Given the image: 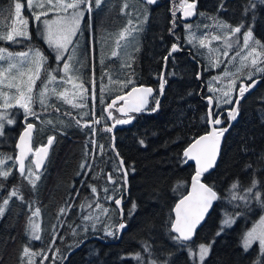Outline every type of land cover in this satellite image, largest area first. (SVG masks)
Wrapping results in <instances>:
<instances>
[{
  "label": "trees",
  "instance_id": "1",
  "mask_svg": "<svg viewBox=\"0 0 264 264\" xmlns=\"http://www.w3.org/2000/svg\"><path fill=\"white\" fill-rule=\"evenodd\" d=\"M104 1L101 0L97 7L92 0L95 46L100 35L107 31L105 25L108 24L110 28L117 25L119 28L125 23L126 13H142L141 17H134L133 26L138 23L143 26L135 49L131 50L132 66L125 71L132 84L124 92L116 93V97L124 95L136 85L151 86L155 90L154 96L160 101L159 109L150 111L155 107L150 98L147 112L130 114L132 121L120 124L116 130L113 148L112 131L104 129L111 128L106 107L114 96L102 90L110 68H103L100 58L95 56L96 119L92 114L91 65L83 75V84L87 89L82 95L85 97L78 98L81 104L68 108L64 98L53 96L46 107L39 102L31 105L40 118L38 121L34 116L27 117V123L34 122L37 125L34 147L45 145L49 137H54L45 169L41 173L36 172L40 179L35 189L28 179L18 173L16 167L17 139L27 124L23 109H14L13 123L0 136V171L10 173L7 179L0 176V206L14 189H18V196L9 200L3 216H0V264H62L67 253L85 238L97 235L108 240L117 239L118 232L114 236H105V228L114 230L120 222L117 206L106 196L118 199L125 194L127 187L129 192L124 197V218L128 227L120 242L89 241L71 255L67 264H198L197 256L194 261L191 260L188 248L181 249L170 238L175 235L170 231L174 221V206L189 192L196 171L193 164L184 162L186 158L183 157V151L210 130L209 123L201 119L208 111L205 98L213 97L214 112L219 114L222 128H227L231 120L228 113L233 108L241 84L264 77V72L256 73L249 69L252 79L248 76L238 81L231 97L233 103L223 102L217 108L216 105L226 93L217 80L225 71V66L213 62L208 44H192L189 41V30L185 25L195 24L201 19L207 24L214 17L231 26L243 23L244 30L250 28L253 39L264 45V4L256 2L254 10H251V0H198L196 19L185 22L179 7L180 0H159L155 4H147L150 17L146 15L144 0H131L130 3L127 0H114L113 4ZM15 2L17 0H0V35H6L14 29ZM19 2L27 5L26 0ZM100 6L106 10L105 13L100 12ZM84 7L87 8V5ZM246 9H249L247 13ZM173 10L176 11L174 27L171 23ZM24 14H29L27 6ZM28 22L32 40L26 43L24 51L42 50L47 62L51 63L54 54L42 35L43 26L39 28L40 22H36L33 16ZM170 28H173L172 32ZM80 41L90 44L88 16L75 39L76 43ZM0 43V46L8 44L1 40ZM173 44L190 52L170 57L165 68L163 58ZM201 71L200 80L197 77ZM161 73L166 80L163 95L159 92L158 77ZM204 85L206 90L202 93ZM80 105H84L83 110ZM112 112L115 121L127 120L129 117ZM237 117L236 123L223 139L216 168L202 176V180L214 186L220 197L204 225L197 231L195 239L188 243L193 253H196L200 244L211 243L209 255L203 264H264L257 244L247 251L242 247L243 236L264 214V207L255 200L245 206L242 201L229 202L228 199L230 186L235 182L239 184L237 195L252 196L259 192L264 199V81L238 106ZM93 120L99 123L94 125ZM76 121H80V125ZM89 123L96 129L95 134L91 128L82 127ZM93 141L97 146L95 150ZM99 145H103V150ZM121 158L129 176L126 185H123V174L114 171ZM81 164L91 165V169H81ZM109 173H113L120 191L115 190L117 185L108 183ZM253 181L257 182V187L252 194H248L245 189L251 187ZM90 186L96 187L97 194L91 192ZM105 188H108L107 193ZM97 203L101 209H108L107 214L96 208ZM89 204L91 207H88ZM133 204L136 205L134 211ZM61 208L66 210L64 214L60 213ZM36 209H39L41 221L39 240L33 239L29 232V218ZM225 213L234 218L235 223L221 231ZM85 216L92 219L84 220ZM26 246L35 255H24Z\"/></svg>",
  "mask_w": 264,
  "mask_h": 264
},
{
  "label": "snow or ice",
  "instance_id": "2",
  "mask_svg": "<svg viewBox=\"0 0 264 264\" xmlns=\"http://www.w3.org/2000/svg\"><path fill=\"white\" fill-rule=\"evenodd\" d=\"M95 5L98 7L101 3V0H94ZM259 2L261 4H264V0H251L249 4V9L254 10L255 3ZM27 7L30 11V13L33 16V19L36 22H42L44 25L42 35L45 39V41L48 43L50 47H52L55 52L56 56L55 59L57 62L63 61V72L65 74L69 73L71 71L70 61L72 60V55L69 49L70 45H73V37L77 35L79 29H80V23L81 19L84 17L85 10L87 12H91L92 10V0H73L71 3H64V0H56L55 3H53V0H26ZM144 3L146 4H154L156 3V0H144ZM81 5H87L86 9L81 8ZM45 6L48 7V11H56V12H63L67 13L68 9H72L73 11L70 14H66L63 16H57L55 19H43L42 17L48 16V11H39L35 12L34 9H44ZM24 5L17 0L14 4L15 9V17L19 20V26L17 28H14L13 31L8 32L6 35H0V40H7V41H13L18 42V38H30V34L28 31V20L23 18L21 16V11ZM127 7V5H125ZM180 9H182V19H186L188 17H191L196 14V0H192V2H188V0H180ZM249 9H246V13ZM173 19L171 21L173 27L176 25V11L173 10L172 12ZM131 24V21H129ZM56 26L55 29L53 26ZM222 28H230V31L233 35L236 33H241L242 28L245 27L243 23H241L239 26L235 28H231V26L227 24L221 23L219 25ZM186 28H191V25H185ZM170 32L173 31V28L169 29ZM132 35V31L125 30L120 33V39L126 40L127 37ZM213 39H219V37H213ZM253 40L252 31L249 28L248 31L243 33V44L244 48L247 49L250 47L249 41ZM225 42L228 48L232 47V44L227 43V38H225ZM255 44L259 45L260 47L264 48V45H260L259 41H254ZM119 44V41H118ZM201 45H203V41H201ZM177 45L173 44L172 49L169 52V56H171L172 52L177 51ZM6 52V49L0 48V60H3L4 53ZM69 53L67 58L65 59V53ZM253 53H255V48H252V50L248 53V56H252ZM32 54L33 57V63L37 65L36 68V79L39 78V72L41 67L43 66V63L45 61V57L39 50H32L30 49L29 52H21V53H7L8 59H11L13 55L18 56L21 58V61L23 63L24 60H27V58ZM113 56H116L117 53L113 52ZM224 55H227V52L224 53ZM237 55H240V53H237ZM165 61V68L167 65V59L168 57L163 58ZM243 59H248V57H243ZM252 65H257V60L252 59L251 60ZM13 69H17V65L15 64H9V68L7 69L8 73L11 74ZM257 72H264V69L256 68ZM227 75V73H226ZM3 76V72H0V77ZM160 80V86H159V92L160 95H163V90L165 87L166 80L164 79V74L161 73V75L158 77ZM199 78V77H197ZM12 79H15V77H12ZM61 80H64V77H60ZM215 79V78H214ZM249 79L251 80L252 77L249 76ZM56 76L49 73V81H55ZM3 80L0 79V83H2ZM35 80L32 77H29V84L34 85ZM255 81H252V84H250L248 87L254 86ZM10 87L15 86L17 88V91L19 92L18 96H13L11 99L15 100V105H18L20 108L23 109L25 114V123L27 124V127L25 128V131L20 136V155L17 157L19 161V174L24 177L25 179L29 180V183L32 185L33 189L36 187V182L40 179V176L36 174V172L33 171V168L39 170L44 165V162L48 155V148L52 145L54 137H49L48 142L46 146L40 147L35 150V159L30 161L29 165L26 167L25 160L27 159V154L25 153V145L27 142L30 141L32 136V130L35 127L32 123H27V117L28 116H34L37 119H39L38 115L32 110L31 105L36 102L34 96L32 95V87L28 86L25 90H20L19 86L16 85H9ZM248 90V88L241 85L239 90V96L243 97L244 93ZM47 91V85H45V90L41 91L39 94V103L44 106L45 105V93ZM55 91V90H53ZM154 89L151 87H140L136 88L133 87L130 92L126 94V96H118L116 100L112 102V104L108 105V108H113L118 100H123L125 103V107H120L118 111L121 113H141L142 111H148V105H149V98L152 99V102L155 104V107L151 108V112H155L159 109L160 101L158 98L154 96ZM210 91H215V89H210ZM135 94V95H134ZM0 95H4L3 93H0ZM62 95V94H61ZM224 96L227 97L224 100V103L226 104H232L233 100L229 93H224ZM83 99V97H82ZM67 103H72L71 100H67L65 98ZM207 103H208V111L205 114V116H202L201 119L205 120L207 123L213 125L212 130L208 132L206 135L200 136L198 139H195L193 143H191L184 151H183V157H185V163L187 160H194L196 164V171L195 175L192 177V192L184 197L178 204L175 206V221L171 223V232L176 233L177 235L171 236L170 238L181 248H188V253L191 260H195L196 256L198 255L199 261L201 264H203V261L205 258L209 255L210 249H211V243L208 245L200 244L198 248V253H193L191 248L188 247V242L191 240L194 231L198 224L204 219L205 214L209 211L211 206L213 205L214 201H217L220 199L217 192L214 191V186L209 187L208 185L201 182V177L204 173L208 172L209 169H212L215 167L216 161L218 159L219 155V146L221 142V138L223 137L224 133L227 131V128H218L216 126L221 125L222 121L220 119L219 114H216L213 110V98L211 96L207 97ZM240 103V99L237 98L235 100V104L238 106ZM13 105L9 104L8 98L5 97L4 104L0 107H3L4 109H7L9 107H12ZM77 106V105H74ZM83 106V105H80ZM216 107H219V104L216 105ZM58 111V109H57ZM84 115H87V113H84ZM109 117L111 118V112L108 113ZM238 115V107H233L231 111H229L228 116L231 120L236 119V116ZM213 116L215 118L213 119ZM133 119L132 116H129L127 120H116V124H126L130 123ZM7 122V124H12L13 120L7 117V114L5 112H0V130L4 127V122ZM49 123H51L49 121ZM77 125H80V121H76ZM95 123H99V121H95ZM230 126V125H229ZM82 127L85 128H91L92 133L95 134L96 129L92 127V125L84 124ZM115 127V125H113ZM105 131L111 132V128H105ZM0 134H2V131H0ZM93 143V150L97 147L95 144V141ZM141 144H143V140L140 141ZM114 148V144L112 145ZM99 148L103 150V145H99ZM32 149L29 147L28 152L32 153ZM119 156V153L116 154ZM2 162V161H0ZM81 169H84L85 167H88L91 169V165L81 164ZM250 167V165L248 166ZM115 172H120L123 174V185L127 184V175L128 171L124 167V161L123 159H119L117 166L114 169ZM134 171V169H133ZM27 173V175H26ZM10 175L9 172H2L0 171V176L7 179V177ZM107 181L108 183L112 185H117L116 191H120V185L118 184L117 180L113 179V173H109L107 175ZM257 187V182L253 181L252 186L245 189V192L248 194H252L254 189ZM91 192L93 194H97V189L95 186H90ZM239 190V184L238 182L233 183L230 186L229 192V202L231 201H242L244 202L245 206L250 204L252 200H255L257 203L261 204L262 207H264V199L261 198V194L259 192H255L254 195H237V192ZM104 191L107 193L108 188H105ZM78 194V193H77ZM18 196V189H14L10 192L8 199H5L3 201V206H0V216H3L5 212V208L9 203V200L14 197ZM22 199V197H21ZM107 200H113L115 205L118 206V210L120 211L121 215L123 213V209L119 208V206L122 203L121 199H116L113 196H106ZM71 207V205H69ZM88 207H91V204L88 205ZM97 209H101V205L99 203L96 204ZM136 208V205H132V211H134ZM65 209L61 208L60 213L64 214ZM103 214H107L108 209L104 208L101 209ZM131 214V213H130ZM33 216L39 215V209H36L33 213ZM237 215H239L237 213ZM84 220H90L92 217L85 216L83 217ZM98 219V217H97ZM31 222V217L29 218ZM234 223V218L229 216L227 213H225V218L221 221V231L225 227H230ZM32 235L33 238L36 240L40 239V236L36 234L39 225L32 224ZM94 227V225H93ZM126 225L124 223H120L117 226H115V229H109L105 228V236H114L116 232H119L120 230L124 229ZM75 232V230H73ZM85 232H87V228H85ZM217 235H220V232H217ZM62 238V237H61ZM254 241H257L261 247L262 250H264V217H261L260 221L256 226L253 227L250 231H248L242 238V247L245 251L249 249V247L252 245ZM53 243H55V237L53 238ZM24 255H35V253H30L29 248L26 246L23 249ZM262 257H264V251H262ZM47 258V257H46ZM138 260L140 259L139 256L136 257ZM155 264V262H153Z\"/></svg>",
  "mask_w": 264,
  "mask_h": 264
},
{
  "label": "rangeland",
  "instance_id": "3",
  "mask_svg": "<svg viewBox=\"0 0 264 264\" xmlns=\"http://www.w3.org/2000/svg\"><path fill=\"white\" fill-rule=\"evenodd\" d=\"M55 2L56 0H53V3ZM71 2H73V0H64V3H71ZM104 2H106L107 4H113L114 0H105ZM127 2L130 3L131 0H127ZM188 2H192V0ZM196 4H197L196 6V12H197L199 6L198 0H196ZM26 6L24 5V7L22 8L21 16L28 20L32 16V14L30 13L28 7L27 9L29 11V14L28 15L24 14V9ZM84 6L85 5H81V8L86 9ZM91 7L93 9V4ZM148 8L149 6L146 4V15L150 17V11ZM41 10L48 11V7L45 6L44 9H34L35 12H39ZM72 11H73L72 9H68L67 13L48 11V16L42 17V20L55 19L57 16L70 14ZM100 12L105 13L106 10H103L102 7L100 6ZM133 13H126L125 23L119 28L117 25L112 26V28H110L108 24L105 25L107 26L106 27L107 31L100 35L99 42L97 46H95L92 10L90 13L85 10L84 17L81 19L80 28L84 22V19L86 18V16H88L89 25H90V44L87 45L82 41L76 43L75 39L77 35L72 38L73 43L75 45L74 47L73 45L69 46L72 55V60L69 62L71 66V71L65 74L63 72V66L59 64V68H60L59 72L61 73L60 76L56 74L55 72L56 69H53V67H50V65H48L49 63L47 62V59H45L43 66L41 67L39 72V78L36 79L35 77H36L37 65L33 63L32 54H30L27 60H24L23 63L21 61V58L15 55H13L11 59H8L7 53L16 54L21 52H29V51H24V49L26 47V43L32 40L31 33H29L30 38L28 39L18 38V42L1 40V42H7L8 44H3L0 46V48L6 49V52L4 53L5 58L3 60H0V72H3V76L0 77V79L3 80V82L0 83V93L4 94V95H0V106L4 104L5 97L8 98L9 104L13 106L7 109L0 107V112H5L7 114V117L13 120L14 118H12V111L14 109L16 110L22 109L18 105H15V100L11 99L14 95L15 96L19 95L17 88L15 86L10 87L9 85L19 86L20 90H25L26 87L31 86L32 95L34 96L36 102H39V94L41 91L45 90V85H47V91L45 93V105H44L45 107L53 98V96H59V98L61 97V99L66 98L67 100H71L72 103H65V106H67L68 108L71 107L73 108L74 105H78L79 103L81 104V102L78 101V98L85 97L82 95L87 89L86 86L83 84V75L87 67L91 65L92 114L94 118L95 116L94 94L96 89V75L94 68L95 56L98 55V57L102 62L103 68L105 69H107L108 67L110 68L108 71L107 82L102 85V90L104 93H108V94L110 93L116 95V93H122V91L124 92L126 88H128L132 84L131 80L126 76L125 71H127L132 66L133 55L131 50H133V48L135 49L134 46L139 40V38L137 37L143 26L141 23H138L136 26H133L134 17L135 16L141 17L142 14L140 12H137L136 15H134ZM110 16H112V14H110ZM129 21H131V24L129 23ZM221 23L231 26L227 22L217 17L211 18L210 22L207 24L204 22L203 19H201L195 24L192 25L190 24L191 28L190 29L188 28L189 30L188 39L192 44H201V41H203V45L208 44V48L210 49L214 57L213 62L214 63L217 62L218 64L225 66V71L219 77H217L218 78L217 80L219 81V83L221 82L220 85L222 89L225 88L226 92L227 90H229V94L232 97L234 95L238 81L242 78L245 79L246 77L252 75V71L249 69L254 70L256 73H258L256 71V68L264 69V48L255 44L254 43L255 40L253 39L249 41L250 47L245 49L243 44V33L248 30H244V28H242L241 33H236L235 35H233L232 32L230 31V28L220 27L219 25ZM12 25L14 28H17L19 26V20L17 17L14 18ZM42 26L44 28L43 23L40 22L39 28H41ZM53 27L55 29L56 26L54 25ZM235 27L237 26H231V28H235ZM125 30L132 31V35L127 37L126 40H121L120 33ZM213 37H219V39H213ZM225 38H227V43L232 44L231 48L227 47ZM252 48H255V53H253L252 56H248V53L252 50ZM32 50H39V49H32ZM39 51L44 56V52L42 50ZM52 51L55 57L56 52L53 48ZM113 52H116L117 55L113 56L112 55ZM225 52H227V55H224ZM237 53H240V55H237ZM67 55H69V53L66 52L65 56ZM243 57H248V59L245 60L243 59ZM252 59L257 60V65L255 66L252 65L251 63ZM119 60H120V65L118 66ZM9 64L17 65V69H13L11 74H9L7 71V69L9 68ZM126 64L128 65L127 67ZM44 68L46 69L44 70ZM49 73L56 76L55 81H51V82L49 81ZM62 76L64 77V80L60 79V77ZM12 77H15V79H12ZM29 77H32L35 80L34 85L29 84ZM226 98L227 97L225 96L221 97L218 103L219 106L223 104ZM80 108L83 110L84 105L81 106ZM93 124L94 125L96 124L94 120H93ZM8 125L9 124H7V122L5 121L3 129L0 130L2 131V134H0V136L3 135L5 128ZM33 169L35 170V172L39 173L35 168ZM32 213H31V222L29 221V232L31 233V236L33 238L31 225L32 224L39 225V228L36 232V234L39 235L41 221L39 215L33 216ZM261 217H264V214ZM261 217L246 231V233L251 229H253V227L258 224ZM255 244L259 246L258 249L262 254V251L264 250L261 249L257 241H254L248 250L252 249ZM196 253H198V250L196 251ZM197 263L201 264L198 255H197Z\"/></svg>",
  "mask_w": 264,
  "mask_h": 264
},
{
  "label": "water",
  "instance_id": "4",
  "mask_svg": "<svg viewBox=\"0 0 264 264\" xmlns=\"http://www.w3.org/2000/svg\"><path fill=\"white\" fill-rule=\"evenodd\" d=\"M159 0H156V3L158 2ZM196 6H197V4H196ZM195 12H196V9H195ZM196 17H197V12H196V14L195 15H193V16H191V17H188V18H186V19H183L185 22H191V21H193V20H195L196 19ZM177 45V48H178V50L177 51H175V52H172V54H171V56H169V53L167 54V56L166 57H168V59L170 58V57H172V56H174V55H181V54H184V53H189L190 52V50L189 49H184V48H182V46H180V45H178V44H176ZM172 49V48H171ZM171 51V50H170ZM169 51V52H170ZM168 59H167V63H168ZM201 77H202V71L200 72V74H199V79L201 80ZM253 81V80H252ZM252 81L251 82H249L248 84H246V83H243V86L244 87H246V88H248V90L244 93V95H243V97H240L239 95H238V97L237 98H239L240 99V103H239V105L242 103V101H244L245 99H246V97L247 96H249L250 94H252L253 92H255L257 89H258V87L262 84V82L264 81V77H260V78H256V79H254V81H255V84H254V86H252V87H248L250 84H252ZM134 87H136V88H140V87H151V86H143V85H136V86H134ZM133 88V87H132ZM131 88V89H132ZM152 88V87H151ZM131 89L128 91V92H130L131 91ZM154 89V88H153ZM206 90V86L204 85L203 87H202V93L204 92ZM127 92V93H128ZM126 93V94H127ZM126 94H124L123 96H126ZM135 95V94H134ZM154 95H155V91H154ZM209 97V96H208ZM212 97V96H211ZM213 98V97H212ZM236 98V99H237ZM114 100H116V98H114L111 102H110V104H112V102L114 101ZM149 100H150V98H149ZM121 101H123V100H118L117 102H121ZM205 101L207 102V98H205ZM116 102V103H117ZM238 105V106H239ZM126 105H125V103H124V101L119 105V106H117V107H115V109L117 110V112L121 115V116H127V115H130V114H132V113H128V114H125V113H121L120 111H118V109L120 108V107H125ZM149 106V105H148ZM214 106H215V101H214V99H213V110H214ZM236 104H235V102H234V104H233V107H238ZM109 112H111V108L109 109L108 108V106H107V108H106V113H107V116H108V120H109V123H110V125H111V129H112V134H113V144H114V142H115V132H116V130L118 129V127H119V125L120 124H116L115 123V121H114V113L113 112H111V118L109 117V115H108V113ZM144 112H147V111H142L141 113H144ZM135 114H140V113H135ZM215 118V116H213V119ZM221 119V118H220ZM237 119H238V117L236 116V119H234V120H230V126L228 125V127H227V131L224 133V135H223V137L221 138V142H220V146H219V155H218V159H217V161H216V164H215V167L214 168H212V169H209V171L208 172H206V173H204L202 176H204V175H207V174H210L215 168H216V166H217V164H218V162H219V159H220V155H221V150H222V145H223V139H224V137L226 136V134L230 131V129L232 128V126L236 123V121H237ZM132 121V120H131ZM35 127L33 128V130H32V136H31V139H30V141L29 142H27V144L25 145V153L27 154V159L25 160V165H26V163H27V161H28V159L30 158V157H32V156H34V159H35V155H34V153H35V148H34V138H35V132H36V129H37V125L34 123V122H31ZM113 125H115V127H113ZM27 127V125L25 126V128ZM212 127H213V125H211L210 124V130L208 131V132H210L211 130H212ZM216 127H218V128H222V123H221V125H219V126H216ZM25 128L21 131V133L19 134V137H18V139H17V143H16V147H17V155H16V164H17V170H18V172H19V161H18V159H17V157L20 155V151H21V149H20V147H18V145H20V136L23 134V132L25 131ZM208 132H206V133H204V134H202L201 136H203V135H206ZM200 137V136H199ZM198 137V138H199ZM197 138V139H198ZM53 142H54V140H53ZM194 142V141H193ZM192 142V143H193ZM53 144V143H52ZM191 144V143H190ZM189 144V145H190ZM47 145V144H46ZM46 145H43V146H46ZM188 145V146H189ZM43 146H40V147H43ZM115 146V145H114ZM187 146V147H188ZM31 148L33 151H32V153H29L28 152V148ZM40 147H38V148H40ZM186 147V148H187ZM37 148V149H38ZM51 150H52V145L51 146H49V148H48V155H47V158H46V160H45V162H44V165L41 167V169H39V170H37L38 172H42L44 169H45V166H46V163H47V161H48V158H49V156H50V153H51ZM187 163H190V164H193L194 166H195V168H196V164H195V161L194 160H187ZM27 167V166H26ZM129 182V176L127 175V183ZM201 182L202 183H204V184H206V185H208L204 180H202V177H201ZM209 186V185H208ZM209 187H211V186H209ZM215 191V190H214ZM128 192H129V187H127V191L125 192V194L124 195H122V196H120L118 199H121L122 198V203H121V205L119 206V208H122L123 209V213H122V215H121V213H120V222H119V224L120 223H124L125 225H126V227L124 228V229H122V230H120L119 232H118V238L117 239H115V240H108V239H104L103 237H101V236H97V235H94V236H91V237H88V238H85L79 245H77V246H75L74 248H72L68 253H67V255H66V257H65V260L63 261V263L62 264H67L68 263V260H69V258L71 257V255L73 254V253H75V252H77L78 250H80L82 247H84V245L87 243V242H89V241H92V240H97V241H100V242H103V243H118V242H120V240L122 239V237H123V234H124V232L127 230V227H128V224L126 223V221H125V218H124V216H125V213H124V205H125V202H126V200H125V196L128 194ZM192 192V183H191V186H190V190H189V192L187 193V194H185L183 197H181L178 201H177V203L176 204H178L179 202H180V200H182L184 197H186V196H188L190 193ZM218 194V193H217ZM215 203H216V201H214L213 202V205L211 206V208L209 209V211L205 214V217H204V219L200 222V224H198L197 225V227H196V229H195V231H194V234H193V236H192V238H191V240L189 241V242H191V241H193L194 239H195V237H196V234H197V231L204 225V223L206 222V220H207V218L209 217V215L211 214V212H212V210H213V208H214V206H215ZM117 206V205H116ZM176 206V205H175ZM175 206H174V209H173V214H174V221H175ZM117 208H118V206H117ZM120 212V211H119ZM173 221V222H174ZM174 233V232H173ZM175 235H177L176 233H174ZM188 242V243H189Z\"/></svg>",
  "mask_w": 264,
  "mask_h": 264
},
{
  "label": "flooded vegetation",
  "instance_id": "5",
  "mask_svg": "<svg viewBox=\"0 0 264 264\" xmlns=\"http://www.w3.org/2000/svg\"><path fill=\"white\" fill-rule=\"evenodd\" d=\"M51 65H52V64H51ZM55 72H56V73H59L58 69H57ZM111 95H113L114 98H116V95H115V94H111ZM238 95H239V91H238L236 97H238ZM114 98H112V99L110 100V102H111ZM110 102L108 103V105L110 104ZM118 104H119V103H116L115 106H118ZM108 105H107V106H108ZM106 108H107V107H106ZM111 111H116V109L113 107V108H111ZM116 112H117V111H116ZM35 149H37V148H35ZM32 160H34V156H32V157H30V158L28 159V161H27V163H26V166L29 165L30 161H32Z\"/></svg>",
  "mask_w": 264,
  "mask_h": 264
},
{
  "label": "crops",
  "instance_id": "6",
  "mask_svg": "<svg viewBox=\"0 0 264 264\" xmlns=\"http://www.w3.org/2000/svg\"><path fill=\"white\" fill-rule=\"evenodd\" d=\"M67 56H68V55H67ZM67 56H65V59L67 58ZM53 61H54V64H55V63H56L57 65H58V64H61V65L63 66V61L57 62L56 59H55V57L53 58ZM59 70H60V68H59Z\"/></svg>",
  "mask_w": 264,
  "mask_h": 264
},
{
  "label": "bare ground",
  "instance_id": "7",
  "mask_svg": "<svg viewBox=\"0 0 264 264\" xmlns=\"http://www.w3.org/2000/svg\"><path fill=\"white\" fill-rule=\"evenodd\" d=\"M242 85H243V84H242ZM122 102H123V101H121V102H117V103H119L118 106H119ZM115 107H117V106H114V108H115ZM116 111H117V110H116ZM127 116H129V115H127ZM209 125H210V124H209Z\"/></svg>",
  "mask_w": 264,
  "mask_h": 264
}]
</instances>
